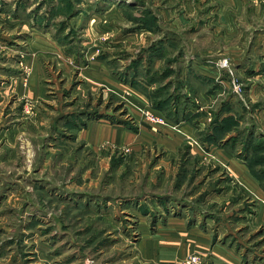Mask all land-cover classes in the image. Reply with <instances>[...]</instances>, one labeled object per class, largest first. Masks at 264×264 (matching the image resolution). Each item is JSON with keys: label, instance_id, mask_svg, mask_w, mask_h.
I'll list each match as a JSON object with an SVG mask.
<instances>
[{"label": "rangeland", "instance_id": "374dc122", "mask_svg": "<svg viewBox=\"0 0 264 264\" xmlns=\"http://www.w3.org/2000/svg\"><path fill=\"white\" fill-rule=\"evenodd\" d=\"M259 194L264 0H0V264H243L184 227L211 213L264 264Z\"/></svg>", "mask_w": 264, "mask_h": 264}, {"label": "crops", "instance_id": "0c3cea01", "mask_svg": "<svg viewBox=\"0 0 264 264\" xmlns=\"http://www.w3.org/2000/svg\"><path fill=\"white\" fill-rule=\"evenodd\" d=\"M48 37H45V42H48L47 40H50L51 37L50 34L47 35ZM55 37V36H54ZM56 38V37H55ZM51 45V44H50ZM81 119V118H80ZM81 122H85L84 118H82ZM93 122V121H92ZM94 126V125H93ZM92 126V130L89 131V135H87L86 137H89L90 139H95L97 138L98 139V136L97 134H95L96 131V126L93 127ZM96 135V136H95ZM97 142V141H95ZM202 144V143H201ZM205 146V149L208 151V148H206V145L209 146L210 144L208 142H205L204 144H202V146ZM203 146V147H204ZM211 146V145H210ZM218 147V146H217ZM181 148V147H179ZM219 154L217 155L218 157H222L221 158V161L223 163H226V165H228V167L233 170L234 172H236V174L240 177V180L241 182L245 185V186H249L250 188H253L254 190L258 191L259 190V186H258V180L256 177L253 176V174L251 173L249 167L247 166L246 162L244 160H242L240 157H237L230 149L228 148H224L221 150H219ZM227 178V177H226ZM210 179V178H209ZM223 180V179H221ZM260 185V184H259ZM219 187H221V191L220 192H215L216 190H214L213 194L211 192H209V194H207V197H206V201H210L208 200V196L211 195L210 197H213L212 202H217L216 200H218L217 198H223V200L225 199H230L231 198V194L229 193L230 189H228L227 185L225 187V185L222 183ZM219 190V189H218ZM260 192V191H259ZM230 195V196H229ZM260 195V194H259ZM261 196V195H260ZM262 198V201H264V197L261 196ZM216 199V200H215ZM218 203V202H217ZM229 201H227L225 203L228 204ZM216 204V203H215ZM224 209H226L224 207ZM225 212V211H224ZM182 215H184V211L182 212ZM224 215H216V214H210V215H205V216H202V219L199 218L198 219V215H194L193 217L195 218V220L193 221V223L190 224V226L188 225V223H186V226H184V223H180L181 226H184L185 228L187 229H193L195 227H200L204 232L202 236L203 238V241H204V244L202 246H212V247H219L222 249V251H225L226 254L230 255V256H233V254H235V257L234 259L239 261L241 260L244 264V260H243V251L240 250L238 247H237V242H234V240L231 238L232 237V234L229 235V237L231 238H228V236H226V233H229V231L227 230L225 232L224 235H220L221 232L219 230V226L217 224H220L219 223V219H222ZM248 216V215H247ZM170 218V217H169ZM191 218V217H190ZM189 218V219H190ZM214 219V221H216L217 219V224L215 225H212V228L209 227V220L210 219ZM244 218L243 217V221H244ZM247 220L249 219V217H246ZM236 219V218H234ZM250 222V221H249ZM248 222V224H250ZM190 223V222H189ZM216 223V222H215ZM238 223V222H237ZM226 225V224H225ZM227 226V225H226ZM227 228V227H226ZM210 233V234H209ZM197 239L200 241V236L197 237ZM221 243V244H219ZM224 254V253H222ZM239 255L241 256V258L239 257ZM225 258L227 257L225 254L223 255ZM226 263L223 259H220L219 260V264H224Z\"/></svg>", "mask_w": 264, "mask_h": 264}, {"label": "trees", "instance_id": "16d2710c", "mask_svg": "<svg viewBox=\"0 0 264 264\" xmlns=\"http://www.w3.org/2000/svg\"><path fill=\"white\" fill-rule=\"evenodd\" d=\"M170 99H168V98H166V99H164L163 101H159V102H157V104L158 105H160V108L161 109H167L169 106H170ZM164 106H166V107H164ZM230 118V117H229ZM229 118H227V120L229 119ZM126 125H128L129 126V124L127 123ZM133 128V127H132ZM228 127L225 125V122L223 123V122H219L218 120H215L214 122H213V130L210 132H207L206 134H205V141L204 142H208L210 145H218V144H220V145H223L222 147H224V146H228L229 145V142H230V140L232 139H235V137H233V136H228L230 139H229V141H228V143L227 142H223L226 138V136L228 135V129H227ZM224 135V136H223ZM222 141V142H221ZM234 146V145H233ZM230 147V146H229ZM227 148V147H226ZM235 151V150H234ZM240 158H242L241 156H239ZM245 160H247L248 161V164H249V169H250V171H251V173L253 174V176L254 177H256L259 181H260V178H258V175L256 174V172H255V169H254V166L253 165H251L250 164V162H249V158L248 157H243ZM191 219H195L193 216L191 217ZM234 238V236L232 237V239ZM234 240H238V238L237 239H234ZM239 244V243H238ZM237 247L240 249V250H242V246H240V244L239 245H237ZM245 255V254H244ZM243 255V256H244Z\"/></svg>", "mask_w": 264, "mask_h": 264}, {"label": "built area", "instance_id": "2783aa9c", "mask_svg": "<svg viewBox=\"0 0 264 264\" xmlns=\"http://www.w3.org/2000/svg\"><path fill=\"white\" fill-rule=\"evenodd\" d=\"M150 118H151L152 121H155V122H159V123L163 122V118L162 117L151 115ZM198 261H199V258L197 256H191L186 261V264H196Z\"/></svg>", "mask_w": 264, "mask_h": 264}]
</instances>
